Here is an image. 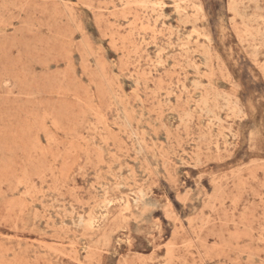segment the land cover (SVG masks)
Segmentation results:
<instances>
[{"label": "rangeland", "instance_id": "374dc122", "mask_svg": "<svg viewBox=\"0 0 264 264\" xmlns=\"http://www.w3.org/2000/svg\"><path fill=\"white\" fill-rule=\"evenodd\" d=\"M0 264H264V0H0Z\"/></svg>", "mask_w": 264, "mask_h": 264}, {"label": "bare ground", "instance_id": "6f19581e", "mask_svg": "<svg viewBox=\"0 0 264 264\" xmlns=\"http://www.w3.org/2000/svg\"><path fill=\"white\" fill-rule=\"evenodd\" d=\"M93 222V221H92ZM89 223V222H88ZM101 224V223H100ZM87 225V224H86ZM95 226V225H94ZM89 227H91L90 225H89ZM93 227V226H92ZM92 229V228H91Z\"/></svg>", "mask_w": 264, "mask_h": 264}]
</instances>
